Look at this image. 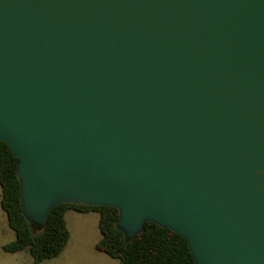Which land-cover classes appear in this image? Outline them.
I'll use <instances>...</instances> for the list:
<instances>
[{
	"label": "water",
	"instance_id": "water-1",
	"mask_svg": "<svg viewBox=\"0 0 264 264\" xmlns=\"http://www.w3.org/2000/svg\"><path fill=\"white\" fill-rule=\"evenodd\" d=\"M0 139L30 221L108 205L264 264V0H0Z\"/></svg>",
	"mask_w": 264,
	"mask_h": 264
},
{
	"label": "trees",
	"instance_id": "trees-1",
	"mask_svg": "<svg viewBox=\"0 0 264 264\" xmlns=\"http://www.w3.org/2000/svg\"><path fill=\"white\" fill-rule=\"evenodd\" d=\"M19 158L8 143L0 139L1 205L7 213L15 239L3 245L7 252L29 250L31 264H42L45 259L59 256L71 238L66 214L70 209L99 212L101 238L96 243L99 251L118 259L119 264H198L188 240L171 228L147 221L135 237L120 227L118 208L108 205H80L64 203L55 206L45 225L30 221L24 214L20 200L21 183L18 178Z\"/></svg>",
	"mask_w": 264,
	"mask_h": 264
},
{
	"label": "rangeland",
	"instance_id": "rangeland-1",
	"mask_svg": "<svg viewBox=\"0 0 264 264\" xmlns=\"http://www.w3.org/2000/svg\"><path fill=\"white\" fill-rule=\"evenodd\" d=\"M1 199L0 185V264H31L32 256L28 249L12 253L3 248V245L15 239V231L9 226ZM66 218L71 230L68 245L59 256L45 259L42 264H119L118 259L96 248V243L102 236L99 228V212L70 209Z\"/></svg>",
	"mask_w": 264,
	"mask_h": 264
}]
</instances>
